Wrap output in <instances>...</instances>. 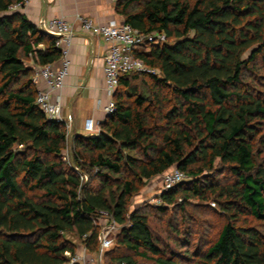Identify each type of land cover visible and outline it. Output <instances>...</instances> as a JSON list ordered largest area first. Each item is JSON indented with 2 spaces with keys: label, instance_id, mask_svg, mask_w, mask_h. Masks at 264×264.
Listing matches in <instances>:
<instances>
[{
  "label": "trees",
  "instance_id": "trees-1",
  "mask_svg": "<svg viewBox=\"0 0 264 264\" xmlns=\"http://www.w3.org/2000/svg\"><path fill=\"white\" fill-rule=\"evenodd\" d=\"M23 2L0 0V264H69L75 247L64 234L97 252L101 212L119 227L104 264L185 262L188 251L162 249L148 216L128 211L146 182L173 168L192 181L162 193L160 207L211 196L226 217L195 264H264V141L255 149L264 93L247 83L256 61L264 68V0H114L124 23L166 42L134 53L157 73L120 78L114 113L96 136L72 139L70 164L67 129L39 111L31 81L60 51L11 11ZM217 163L232 183L218 179Z\"/></svg>",
  "mask_w": 264,
  "mask_h": 264
},
{
  "label": "built area",
  "instance_id": "built-area-1",
  "mask_svg": "<svg viewBox=\"0 0 264 264\" xmlns=\"http://www.w3.org/2000/svg\"><path fill=\"white\" fill-rule=\"evenodd\" d=\"M23 4L14 5L11 11H16ZM73 22L78 24L82 33L92 37H99L106 46V54L103 60V79L108 100L102 107V112L105 118L110 117L115 110L113 97L121 77L133 73H157L147 68L140 59L134 56V53L142 50L148 52L150 46L164 44L166 37L159 32L140 33L129 24L117 19H112L105 24H99L83 15H76ZM73 25L60 17L40 23L38 29L56 39L55 47L60 51L61 55L60 65L58 67H54V65L36 66L33 69L31 78L35 87L40 83L44 85L43 89H37L35 96V104L39 111L48 121L64 124L67 131L69 124L63 117L62 104L58 94L64 87L65 79L71 66L68 48L72 40ZM101 123L102 121H97L93 125L92 129L95 136L99 133ZM71 155V152L70 154L68 153L67 157L63 155V161L70 164ZM84 178L86 179V176L82 177V179ZM185 179V175L176 168L164 173L162 175L161 194L180 185ZM99 218L103 219V223L99 225L98 243L101 249H106L112 244L109 234L119 227L107 213L101 212ZM86 237L87 235L83 239H86ZM78 260H80V257ZM83 264L87 263L84 261Z\"/></svg>",
  "mask_w": 264,
  "mask_h": 264
},
{
  "label": "rangeland",
  "instance_id": "rangeland-1",
  "mask_svg": "<svg viewBox=\"0 0 264 264\" xmlns=\"http://www.w3.org/2000/svg\"><path fill=\"white\" fill-rule=\"evenodd\" d=\"M249 57V52L245 53L243 59ZM260 60L256 61L257 70L253 74H247V83L250 87L256 89L260 93H264V68L261 67ZM139 75V74H132ZM134 84L139 87L140 82L137 80ZM260 138V139H259ZM264 141V124L262 132L258 137L255 145L256 151L260 150L261 142ZM261 141V142H260ZM68 146L63 151L64 156H68ZM263 156H260L259 161ZM221 166L216 164V172L218 179L222 183H232L234 181L232 175L225 171L221 172ZM214 176L216 177V175ZM186 177V176H185ZM87 181L86 179H83ZM191 179L186 178L181 184L189 185ZM180 184V185H181ZM179 185V186H180ZM92 190L98 188V181L91 180L88 185ZM162 191V175L152 179L140 188L139 192L132 196L128 205V211L141 210L148 216L149 227L155 239L164 250L174 251L178 255H183L188 251L190 259L185 260L181 264H195V255L199 251L203 253L206 246L213 242L221 230L222 225L226 222L225 215L218 209L214 201L208 200L201 202L198 200L188 199L184 202L182 198H178L174 206L165 207V212L162 213L159 209L164 208L161 204L160 195ZM184 204V205H183ZM184 206V211L182 207ZM103 223L102 218L95 221L97 229ZM253 226H257L256 222L247 220ZM119 232L116 228L114 232L109 234V239L112 241L111 246L106 249H101L98 244L97 252H89L85 243L76 238L72 234H64L63 237L75 247V256L69 264H104L105 255L115 248V241ZM188 240L186 244L185 240ZM120 252V250H119ZM124 253V251H123ZM130 255L129 253H126ZM80 257V260L78 258ZM139 264H153L152 262L139 260Z\"/></svg>",
  "mask_w": 264,
  "mask_h": 264
},
{
  "label": "crops",
  "instance_id": "crops-1",
  "mask_svg": "<svg viewBox=\"0 0 264 264\" xmlns=\"http://www.w3.org/2000/svg\"><path fill=\"white\" fill-rule=\"evenodd\" d=\"M16 11L37 28L41 22L56 17L74 24L68 48L71 66L58 94L63 117L69 124L66 144L70 154L74 137L95 136L93 125L105 119L102 107L108 100L103 79L106 46L99 37L82 33L73 21L76 15H83L99 24L112 19L121 20L114 12V0H25ZM59 65L60 61L54 67ZM36 88L43 89L44 85L40 83Z\"/></svg>",
  "mask_w": 264,
  "mask_h": 264
},
{
  "label": "water",
  "instance_id": "water-1",
  "mask_svg": "<svg viewBox=\"0 0 264 264\" xmlns=\"http://www.w3.org/2000/svg\"><path fill=\"white\" fill-rule=\"evenodd\" d=\"M52 37V36H51ZM74 168V167H73ZM88 178V177H87Z\"/></svg>",
  "mask_w": 264,
  "mask_h": 264
}]
</instances>
